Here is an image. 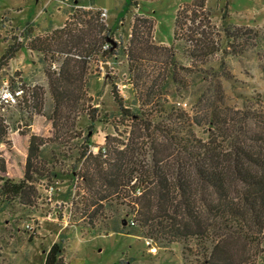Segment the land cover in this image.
<instances>
[{"label":"rangeland","instance_id":"obj_1","mask_svg":"<svg viewBox=\"0 0 264 264\" xmlns=\"http://www.w3.org/2000/svg\"><path fill=\"white\" fill-rule=\"evenodd\" d=\"M182 6L184 0L140 1L124 13L126 0H0V59L9 45L27 46L31 39L50 35L68 22L80 34L74 43L84 40L91 45L101 38L98 53L86 59L68 86L71 100L61 109L55 104L54 83L64 66L73 68L74 60H81L74 48L68 50L71 53L53 48L42 54L24 47L0 67V87L8 83L13 91L24 90L18 105L0 111V264H44L49 249L59 242L65 247L64 264H203L213 244L219 243L238 264H264V232L242 229L239 234L231 222L229 231L212 211L224 202L196 178L193 164L200 150L181 155L157 133L156 157L166 184L160 186L153 177L145 183L139 179L140 167L151 172L153 164L149 145L144 141L142 147L137 139L134 117L140 115L142 103L138 82L157 96L143 107L147 114L152 111L155 124L170 127L172 108L193 118L224 108L264 113V30L229 48L223 30L230 23L225 14L209 8L221 39L220 51L192 68L184 41L175 42L173 36ZM99 10L108 11L107 20ZM139 15L155 20L154 43L173 47L177 63L192 68L189 88L167 78L165 54L150 52L145 63L130 62L132 28ZM240 42L242 46L234 48ZM216 86L221 87L218 93ZM112 90L123 98L127 113L119 111ZM175 127L177 136L188 130L201 146L209 144L213 154L219 146L210 141V130L203 123L188 122L185 129L175 123ZM33 136L46 142L40 149L45 172L32 174L21 194L5 196L1 192L5 181L20 184L25 179ZM126 144L130 148L125 151ZM140 147L146 152L138 156ZM108 150L125 151L121 155L125 160L118 163H129L111 190L82 178L88 166L80 159L86 151L94 155L101 151L105 160ZM179 172L181 179H188L183 193L177 188ZM125 176L133 181H124ZM136 187L142 189L141 195H136Z\"/></svg>","mask_w":264,"mask_h":264},{"label":"trees","instance_id":"obj_2","mask_svg":"<svg viewBox=\"0 0 264 264\" xmlns=\"http://www.w3.org/2000/svg\"><path fill=\"white\" fill-rule=\"evenodd\" d=\"M140 1H155V0H126V7L124 13L130 11L132 7H138ZM184 10V21L182 19V12ZM101 12H99L100 14ZM226 15V14H225ZM211 13L207 8V0H193L190 4H185L180 7L174 22L173 36L174 41H184L185 47L189 52V59L192 68H197L198 63L205 58L216 54L220 51L218 46L221 41L218 36L216 26H212ZM74 17L69 16V20ZM89 23V21H82ZM156 22L153 18H147L144 16H136L133 28L132 38L130 41V47L128 50V56L130 62L133 63H145L147 54L162 53L167 59L164 64V72H167V78H171L172 83L177 85H183L184 89L191 86L188 76L193 72L192 68L180 66L174 58V48L164 45H157L154 43L153 34L155 32ZM101 29H106L104 25H101ZM260 29H252L248 27H240L232 24L226 25V29L223 30L225 38L227 39L229 48L240 40H249L252 34L259 33ZM215 32V33H214ZM76 29L69 28L68 24H65V28L56 29L52 31V34L47 36H37L31 39L27 46L24 44H11L9 45L3 56L0 59V67L7 66L10 61L15 59L16 55L24 47L31 51H36L42 54L51 53L55 50L61 53H71L69 49L78 52L81 60H74V67L69 69V66H64L58 80H55L54 88V100L56 107L61 109V105H68V101L71 100V94L68 92V86L73 85L76 75L79 74V68L83 65L88 57H91L95 52L98 53V47L101 43V38L94 41L93 44H87L84 40L80 43H74V39H77L80 34ZM66 37V38H65ZM217 40V42H216ZM233 41V42H231ZM69 45V46H68ZM86 45V46H85ZM241 42L234 48L241 47ZM235 51V50H234ZM232 52L237 55L238 52ZM106 53V52H105ZM104 55V54H103ZM71 60V59H70ZM68 60V61H70ZM170 60V62L168 61ZM132 71V70H131ZM184 73V76L183 74ZM158 78H154L153 82L156 85ZM221 87L216 86V92L220 91ZM138 99L141 103L140 115L135 116L136 126L139 130V136L137 137L142 147L145 142L149 145V155L152 156V171L144 169V166L138 173L140 175V182L145 183L149 179H153L159 182L162 186L166 184L163 181L164 178L159 168V162L157 161V136L156 134H162V140L169 142V144L180 154L191 153L198 149L202 152L200 157L194 162L193 166L196 168V178L204 186L210 187L218 197L224 203L212 211L217 212L218 217L224 222L227 230L231 231L229 222L234 223L239 227L238 231L241 234L243 229L245 233H251L258 230L264 232V113L251 112L247 109L234 110L224 108L219 112L205 114L200 118H193L189 116L185 111L170 110L168 115V123L171 126L165 124H155L152 111L150 114L144 110L145 104H150L156 96L152 93L150 87L144 88L138 82ZM112 95L118 109L121 113H127V109L124 105L123 98L117 91L112 90ZM152 98V100H151ZM201 101V100H200ZM165 114L167 112H164ZM157 114V113H156ZM158 115V114H157ZM92 122H96V118L90 115ZM1 122V121H0ZM192 123L195 126H202V123L206 125L210 130V141L218 143L215 153L208 148L207 145L201 146L200 142L196 140L194 134L188 130L184 132V136L179 137L174 131L177 129L176 124H180L184 129L185 124ZM253 123V127L251 124ZM174 125V126H173ZM191 126V124H189ZM213 131V133H211ZM89 134H93L89 132ZM90 138H85V142H90ZM110 138L107 139L109 141ZM145 141V142H144ZM0 142L2 138L0 136ZM46 145V142L42 138L33 136L30 140L29 156L26 164L25 179L20 184H14L10 180L5 181L1 187V192L5 195H19L23 192L24 185L31 183L33 175H41L45 170L41 168L45 159L40 149ZM126 147L125 151L130 148L129 144L123 145ZM140 147L138 149V156L142 154L144 149ZM108 148V144H107ZM108 150L107 157L103 160V154L100 151L98 155L88 152L81 154L80 159L84 160L85 168L88 166L87 172L82 176L89 182L98 183L102 189H113L118 179H122L120 174L129 167L128 161L125 164H120L122 160H125L122 153ZM110 153V154H109ZM122 157V159H121ZM131 161L134 159L129 158ZM163 162V161H162ZM136 163V162H135ZM139 164V162H137ZM200 164L202 166H200ZM180 167V164H179ZM118 168L117 171L113 169ZM180 171V170H179ZM180 173L177 180V188L180 192H184L187 188L188 179H181ZM50 178L54 173L49 174ZM91 175L93 177H91ZM48 177V176H44ZM132 178L124 181H130ZM133 181V179L131 180ZM101 191V190H99ZM97 191L96 193H99ZM129 226V225H128ZM120 233L119 231H115ZM124 233V232H121ZM186 235L184 237H189ZM246 237V236H244ZM247 238V237H246ZM221 245L213 244L212 249L205 256L203 264H238L237 261L225 254L220 248ZM65 247L63 242L54 243L47 252L44 264H64ZM245 263V261L241 264Z\"/></svg>","mask_w":264,"mask_h":264},{"label":"crops","instance_id":"obj_3","mask_svg":"<svg viewBox=\"0 0 264 264\" xmlns=\"http://www.w3.org/2000/svg\"><path fill=\"white\" fill-rule=\"evenodd\" d=\"M190 3L184 0V5ZM75 4L79 5L77 1ZM207 8L226 14L232 25L264 30V0H207Z\"/></svg>","mask_w":264,"mask_h":264},{"label":"built area","instance_id":"obj_4","mask_svg":"<svg viewBox=\"0 0 264 264\" xmlns=\"http://www.w3.org/2000/svg\"><path fill=\"white\" fill-rule=\"evenodd\" d=\"M101 17L107 20L108 11H101ZM23 95V89L13 91L8 83L3 84V86L0 87V111H5L8 108L18 105ZM103 152L105 153V150H103ZM141 191L142 189L140 187H136V195H141ZM130 225L134 226L135 224L132 222Z\"/></svg>","mask_w":264,"mask_h":264}]
</instances>
